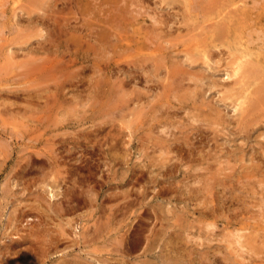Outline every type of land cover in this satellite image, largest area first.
I'll return each mask as SVG.
<instances>
[{"label": "rangeland", "instance_id": "obj_1", "mask_svg": "<svg viewBox=\"0 0 264 264\" xmlns=\"http://www.w3.org/2000/svg\"><path fill=\"white\" fill-rule=\"evenodd\" d=\"M178 1L0 0V264H264V0Z\"/></svg>", "mask_w": 264, "mask_h": 264}, {"label": "bare ground", "instance_id": "obj_2", "mask_svg": "<svg viewBox=\"0 0 264 264\" xmlns=\"http://www.w3.org/2000/svg\"><path fill=\"white\" fill-rule=\"evenodd\" d=\"M43 0H34V3L37 5V4H40V8H41V5H42V2ZM75 1V0H74ZM134 1V0H133ZM142 1V0H141ZM178 1V0H177ZM246 1V0H245ZM179 2V1H178ZM180 3V2H179ZM121 5V4H120ZM142 5V4H141ZM208 5V4H207ZM144 7V6H143ZM248 7V6H247ZM206 9V8H205ZM155 12V11H154ZM152 13V12H151ZM167 13V12H166ZM164 14V13H163ZM154 16V15H153ZM138 17V16H137ZM183 17H186V15H184ZM40 22V21H39ZM66 22V21H65ZM30 23V22H29ZM45 24V23H44ZM69 24V23H68ZM157 25V24H156ZM162 26H163V24H162ZM182 26V25H181ZM63 27V26H62ZM86 31V30H85ZM211 31V30H210ZM107 32V31H106ZM42 34H44V33H42ZM253 34V33H252ZM221 36V35H220ZM219 36V37H220ZM246 36V35H245ZM215 37V36H214ZM213 37V38H214ZM55 39V38H54ZM256 39H257V37H256ZM53 40V39H52ZM61 40V39H60ZM258 41V40H257ZM23 42V41H22ZM264 42V41H263ZM43 43V42H42ZM249 43V42H248ZM41 45V44H40ZM98 45V44H97ZM41 49V48H40ZM79 49V48H78ZM64 51V50H63ZM213 53V52H212ZM210 55V54H209ZM258 55V54H257ZM256 56V55H255ZM10 57V56H9ZM263 58H264V56H263ZM256 59V58H255ZM203 61V60H202ZM255 61V60H254ZM61 62V61H60ZM207 62H208V60H205V61H203V64H205V65H207ZM187 63V62H186ZM197 63V62H196ZM243 62H241V64H242ZM246 63V62H245ZM62 64V63H61ZM181 64V63H180ZM244 64V63H243ZM247 64H249V63H247ZM254 64V63H253ZM47 65V64H46ZM72 65V64H71ZM194 65V64H193ZM209 65V64H208ZM236 65V64H235ZM240 65V64H239ZM246 65V64H245ZM252 65V64H251ZM192 66V65H191ZM211 66V65H210ZM255 66H256V64H255ZM254 66V67H255ZM261 66H263V65H261ZM46 67V66H45ZM48 67V66H47ZM62 67V66H61ZM64 67V66H63ZM110 67V66H109ZM240 67H242V66H240ZM239 67V68H240ZM243 67H245L244 65H243ZM251 67V66H250ZM54 68H56V67H54ZM86 68H87V66H86ZM93 68V67H92ZM206 68V67H205ZM234 68V67H233ZM256 68H257V66H256ZM208 69V68H207ZM235 69V68H234ZM246 69V68H245ZM245 69H243V70H245ZM264 69V68H263ZM57 70V69H56ZM88 70V69H87ZM232 70V69H231ZM251 70V69H250ZM38 71H39V69H38ZM41 71V70H40ZM39 71V72H40ZM50 71V70H49ZM53 71V70H52ZM210 71V70H209ZM232 72H234V71H232ZM238 72V71H237ZM57 73H58V71H57ZM95 73V72H94ZM171 77H173V78H175V80H177L178 79V83L180 84V86H181V83H182V81L183 80H188V81H191V80H193V77L191 78V77H189V72H185V74L187 75V77H186V79H183V78H178V77H176V74H178V71H176L175 69H171L169 72H167ZM245 73V72H244ZM260 73H262V72H260ZM260 73H259V71L258 70H253L252 72H248V76L247 77H249L250 79H255V80H257V81H259L260 79ZM98 74V73H97ZM135 74V73H134ZM227 74V75H226ZM224 73V75H226L225 76V78H229V76H228V73ZM232 74V73H231ZM238 74V73H237ZM241 74H242V72H241ZM247 74V73H246ZM50 75V74H49ZM52 75V74H51ZM124 75H126V73L124 74ZM202 75V74H201ZM230 75V74H229ZM133 76V75H132ZM191 76V75H190ZM41 77V76H40ZM65 77H67V76H65ZM230 77H231V75H230ZM19 78V77H18ZM63 79V78H62ZM126 79V78H125ZM127 79H128V77H127ZM126 79V80H127ZM131 79V78H130ZM134 80H135V78H133ZM242 79V78H241ZM41 80V79H40ZM137 80V79H136ZM31 81V80H30ZM121 81V80H120ZM126 82V81H125ZM177 82V81H176ZM33 83V82H32ZM53 83H55V82H53ZM262 83H264L263 82V79H262ZM124 85H125V83H123ZM183 84V83H182ZM260 84V83H259ZM234 85V84H233ZM211 86V85H210ZM259 86V85H258ZM257 86V87H258ZM177 87V86H176ZM175 87V88H176ZM256 87V91H257V93L259 94L260 93V95H261V93H262V96H257V97H260V99H259V102H258V100H256L255 102H254V105H257V103H258V105L260 106V107H253V104H251L252 102H250V105L246 108L245 107V109H247L246 111H247V113H246V117H248V116H252V114H254V112H255V110H257L258 112H262V111H259L258 110V108H260L261 110H262V108L264 109V88L263 89H260V88H257ZM263 87V86H262ZM178 88V87H177ZM186 88V87H185ZM36 89V88H35ZM197 88L196 89H194V90H192L191 92H189V95L192 93V94H194L195 96L194 97H192V99H194L196 96H197V99H199L198 97H199V95H197ZM254 90H255V88H254ZM253 90V91H254ZM169 91V90H168ZM199 91V90H198ZM14 92V91H13ZM188 92V91H187ZM90 93V92H89ZM126 93V92H125ZM130 94V93H129ZM128 94V95H129ZM134 94V93H133ZM191 94V95H192ZM139 95V94H138ZM227 95V94H226ZM133 96V95H132ZM122 97V96H121ZM129 97V96H128ZM174 97H176V96H173V98ZM130 98V97H129ZM135 98V97H134ZM138 98V97H137ZM178 98V97H177ZM190 96L188 97V93H187V98H183L184 100H186L187 101V103L188 102H190ZM202 99V98H201ZM250 99V98H249ZM249 99H248V101H249ZM116 100V99H115ZM122 100H124V99H122ZM176 100V99H175ZM178 100V99H177ZM180 100H181V98H180ZM251 100V99H250ZM136 101H137V99H136ZM186 101L185 102H183V105H184V103H186ZM193 101L194 100H192V104H193ZM199 101V100H198ZM252 101V100H251ZM125 102V101H124ZM130 102V101H129ZM200 102V101H199ZM205 103L206 102H208V101H204ZM89 103V102H88ZM136 103H138V101L136 102ZM135 103V104H136ZM178 103V102H177ZM247 103H249V102H247ZM201 104L204 106V108L205 107H207L208 106V104L209 103H207L206 105L205 104H203L202 103V101H201ZM163 105V104H162ZM161 105V106H162ZM178 106H179V104H177ZM201 105V106H202ZM242 105V104H241ZM257 105V106H258ZM185 106H187V105H184V107ZM197 106V105H196ZM200 106V105H199ZM246 106V105H245ZM152 107V106H151ZM154 107V106H153ZM156 107V106H155ZM189 107V106H188ZM158 108V107H157ZM187 108V107H186ZM242 108H244V107H242ZM106 109V108H105ZM124 109H125V107H124ZM151 109V108H150ZM176 109H178V108H176ZM189 109V108H188ZM191 109V108H190ZM206 109L207 108H205V113H207L206 112ZM212 109H214L213 107H212ZM148 110H149V107H148ZM208 110V109H207ZM151 111H154V109L153 110H150V112ZM159 111V110H158ZM166 111V110H165ZM174 112H175V110H173ZM184 111V110H183ZM187 111V110H186ZM210 111V110H209ZM215 111H217V110H215ZM149 112V111H148ZM160 112V111H159ZM163 112V111H162ZM198 112V111H197ZM200 112H203V111H200ZM214 112V111H213ZM218 112V111H217ZM245 112V111H244ZM243 112V113H244ZM187 113L188 112H186L185 114L187 115ZM189 113H190V111H189ZM188 113V114H189ZM199 113V112H198ZM242 113V114H243ZM158 114V113H157ZM161 114H163V113H160V115L159 116H161ZM166 114H167V112H166ZM171 114H172V112H171ZM173 114H175V113H173ZM195 114V113H194ZM210 114V113H209ZM211 114H213V113H211ZM164 115H165V113H164ZM170 114L168 113V116H169ZM207 115V114H206ZM126 116V115H125ZM157 116V115H156ZM158 116V117H159ZM188 116V115H187ZM192 117H191V122L192 123H195L196 124V127H192V129H193V131H196L197 133H198V135L199 136H202V134H205V133H207V131L206 132H204V130L206 129H203L202 130V124H203V122H204V120L203 121H201L202 123H201V125H199L198 123H200V121L197 119V118H195L193 115H191ZM199 116V115H198ZM201 116V115H200ZM200 116H199V118H200ZM208 116V115H207ZM207 116L206 117H204V119L205 118H207ZM127 117V116H126ZM158 117H156V118H158ZM155 118V117H154ZM153 118V119H154ZM184 118H186V117H184ZM188 118H190L189 116H188ZM208 118H209V116H208ZM207 118V119H208ZM160 119H163V117L162 118H160ZM170 119V118H169ZM207 119L205 120V122H209V121H207ZM264 119V111H263V114L262 115H259V116H255V117H252L250 120H246V123L244 124V125H246V124H248V126H252V125H254V124H256V123H260L262 120ZM157 119H155V120H153V121H156ZM165 120V119H164ZM167 120H168V117H167ZM174 120V119H173ZM209 120V119H208ZM158 121V120H157ZM163 121V120H162ZM171 121V120H170ZM219 121V120H218ZM248 121V122H247ZM167 122V121H166ZM174 122V121H173ZM188 122H190V121H188ZM204 122V123H205ZM211 122V121H210ZM180 123H182V122H180ZM262 123V122H261ZM260 123V124H261ZM187 124H189V123H187ZM191 124V123H190ZM218 124V123H217ZM164 125V124H163ZM186 125V124H185ZM208 125V124H207ZM243 125V126H244ZM130 126V125H129ZM172 126V125H171ZM170 126V127H171ZM186 126H189V125H186ZM165 127H166V125H165ZM168 127V126H167ZM185 127V126H184ZM183 127V128H184ZM219 127H221V126H219ZM226 127V126H225ZM130 128V127H129ZM164 128V127H163ZM189 128H191L190 126H189ZM257 128V127H256ZM187 129V128H186ZM191 129V130H192ZM241 129H243L244 130V133H247V127L245 126V127H241ZM202 130V131H201ZM207 130V129H206ZM192 131V132H193ZM195 132V133H196ZM215 132V131H214ZM166 133H169V131H167ZM165 133V134H166ZM182 133V132H181ZM164 134V135H165ZM170 134V133H169ZM183 134H184V131H183ZM186 134V133H185ZM187 134H189V133H187ZM179 135H180V133H179ZM182 135V134H181ZM247 135V134H246ZM167 136H168V134H167ZM169 136H171V135H169ZM188 136V135H187ZM197 136V135H196ZM172 137V136H171ZM174 137V136H173ZM165 138V137H164ZM184 138V137H183ZM171 139V138H170ZM169 139V140H170ZM175 139V138H174ZM171 140H173V139H171ZM176 140V139H175ZM178 140V139H177ZM181 141H183V140H181ZM185 141V140H184ZM60 142V141H59ZM177 142V141H176ZM171 143V142H170ZM174 145V144H173ZM165 146V145H164ZM172 146V145H171ZM169 147V146H168ZM173 149V148H172ZM163 150V149H162ZM168 150V149H167ZM262 149H260V151H261ZM169 151V150H168ZM263 151V150H262ZM155 152V151H154ZM157 152V151H156ZM183 152V151H182ZM264 152V151H263ZM257 153V152H256ZM262 153V152H261ZM160 154H162L163 155V151H161V149H160ZM192 155V154H191ZM263 155V154H262ZM163 157V156H162ZM256 157V156H255ZM191 159V158H190ZM160 160V159H159ZM154 168V167H153ZM257 168H258V166H257ZM212 169V168H211ZM254 169V168H253ZM190 170V169H189ZM256 171V170H255ZM261 171V170H260ZM259 171V172H260ZM184 172V171H183ZM188 172V171H187ZM186 172V173H187ZM250 172H252V170L250 171ZM250 172H249V174H250ZM254 172V171H253ZM252 172V173H253ZM257 172L258 171H256V172H254V173H256V175H257ZM259 172H258V174H259ZM247 173V172H246ZM264 174V173H263ZM194 175H196V174H194ZM198 175V174H197ZM239 175V174H238ZM245 175V174H244ZM243 175V176H244ZM186 176V175H185ZM193 176V175H192ZM199 176V175H198ZM201 176V175H200ZM204 176V175H203ZM202 176V177H203ZM247 176V175H246ZM251 176H253V177H255V175H250V177ZM258 176V175H257ZM187 177V176H186ZM196 177V176H195ZM205 177V176H204ZM203 177V178H204ZM227 177V176H226ZM192 178V177H191ZM197 178V177H196ZM230 177H227V179H229ZM245 178V177H244ZM244 178H242V179H244ZM211 179H213L212 177H211ZM216 179H218V178H215V180ZM232 179V178H231ZM248 179V178H247ZM219 180V179H218ZM217 180V181H218ZM261 180H263V178L261 179ZM199 181V180H198ZM202 181V180H201ZM244 181V180H243ZM200 182V181H199ZM215 182V181H214ZM237 182V181H236ZM258 182V181H257ZM262 182V181H261ZM197 183V182H196ZM204 183V182H203ZM206 183V182H205ZM209 183V182H208ZM241 183V182H240ZM194 184V183H193ZM199 184V183H198ZM207 184V183H206ZM214 184H218V183H214ZM258 184V183H257ZM261 184V183H260ZM259 184V185H260ZM264 184V183H263ZM208 185V184H207ZM212 185V184H211ZM248 185V184H247ZM251 185H253V183L251 184ZM214 186V185H213ZM243 186H245V185H243ZM209 187H210V185H209ZM212 187V186H211ZM211 187H210V190H211ZM249 187V186H248ZM247 187V188H248ZM252 187V186H251ZM264 187V186H263ZM259 188H260V186H259ZM229 189V188H228ZM252 189V188H251ZM257 189V188H256ZM192 190V189H191ZM214 190V189H213ZM248 190V189H247ZM254 190V189H253ZM202 191V190H201ZM200 191V192H201ZM251 191V190H250ZM259 191V190H258ZM253 192V191H252ZM263 192H264V188H263ZM160 193L161 192H158L157 193V196H160ZM250 193V192H249ZM257 193V192H256ZM191 194V193H190ZM212 194V193H211ZM260 194V193H259ZM213 196H214V194H212ZM245 195V194H244ZM257 195H258V193H257ZM246 196V195H245ZM244 196V197H245ZM255 197H256V195H254ZM263 196V195H262ZM221 199V198H220ZM240 199H242V197L240 198ZM248 199H249V197H248ZM262 199V198H261ZM264 199V198H263ZM184 200V199H183ZM253 200H254V198H253ZM259 200H260V198H259ZM241 201V200H240ZM244 201V200H243ZM248 201V200H247ZM249 201H250V199H249ZM255 201V200H254ZM242 202V201H241ZM264 202V201H263ZM257 203V202H256ZM242 204V203H241ZM254 204V203H253ZM256 205V204H255ZM254 207V206H253ZM256 207V206H255ZM258 208L259 207H261V208H263L262 207V205H260V206H257ZM247 208V207H246ZM211 209V208H210ZM243 209V208H242ZM264 209V208H263ZM206 211V210H205ZM210 211V210H209ZM208 211V212H209ZM244 211V210H243ZM263 211V210H262ZM211 212V211H210ZM213 212V211H212ZM214 212H216V211H214ZM245 212H246V210H245ZM244 212V213H245ZM248 213V212H247ZM202 217H204V219L205 218H208V219H216L217 217H214V216H212V214H208V213H205L204 211H202V212H200L199 213ZM219 214V213H218ZM260 216L262 217V214H260ZM238 217V216H237ZM235 218V217H234ZM250 218H252V217H250ZM249 218V219H250ZM254 218V217H253ZM256 219V218H255ZM239 220V219H238ZM244 221V220H243ZM246 221V220H245ZM248 221V220H247ZM257 221V220H256ZM241 222V221H240ZM239 222V223H240ZM250 222V221H249ZM234 224V223H233ZM253 224V223H252ZM206 226V225H205ZM215 227V226H214ZM252 227V226H251ZM251 227H249V228H251ZM257 227V226H256ZM255 227V228H256ZM259 227H260V225H259ZM262 227V226H261ZM207 229H210V228H212V225H208L207 227H206ZM245 228V227H244ZM205 229V228H204ZM254 229V228H253ZM257 229V228H256ZM206 230V229H205ZM207 231V230H206ZM208 232V231H207ZM210 232V231H209ZM208 232V233H209ZM262 232V231H261ZM204 233V232H203ZM240 233H242V232H240ZM256 233H258V232H256ZM206 234V233H205ZM236 234H238L239 235V233H236ZM244 234H245V232H244ZM259 234V233H258ZM261 234V233H260ZM252 235V234H251ZM218 236V235H217ZM240 236V235H239ZM245 236V235H244ZM244 236H242L243 238H244ZM247 236V235H246ZM248 236H250V235H248ZM264 236V235H263ZM189 237V236H188ZM209 237V236H208ZM207 236H205V238H203V240H205V241H209L210 242V239L208 238ZM221 237V236H220ZM252 237H253V235H252ZM252 237H250V238H252ZM256 237V236H255ZM191 238V237H190ZM222 238V237H221ZM224 238H226L225 236H224ZM240 238H241V236H240ZM240 238H238L239 239V241L241 240L242 241V238L240 239ZM245 238H248V237H245ZM254 238V237H253ZM258 239H259V237H257ZM169 239V238H168ZM209 239V240H208ZM212 240V239H211ZM226 240H227V238H226ZM251 240H253V239H251ZM228 241V240H227ZM236 241V240H235ZM238 241V240H237ZM256 241H258V240H256ZM255 241V242H256ZM253 243H254V241H253ZM208 244V243H207ZM227 244H229V243H227ZM236 245H237V242L235 243ZM238 244L240 245V247H242L243 248V244L242 243H240V242H238ZM248 244V243H247ZM249 244H250V242H249ZM206 245V244H205ZM204 245V246H205ZM230 245H234V241H231L230 242ZM180 246V245H179ZM254 246H256V245H254ZM261 246V245H260ZM179 248V247H178ZM209 248V247H208ZM259 248V247H258ZM180 249V248H179ZM182 249H185V248H182ZM229 249H230V247H229ZM239 249V248H238ZM238 249L236 250V248L235 247H233L232 246V252H234L238 257H241V253H239V251H238ZM185 250H187V249H185ZM209 250V249H208ZM7 251V250H6ZM173 251V253H174V255L177 257L176 259H174L173 261H171V259H170V264H183L184 262V264H201L202 263V260H200V259H195V258H193V257H195V256H193V252H188V250H187V252H185V253H183V252H181V251H179V250H176V249H174V250H172ZM193 251V250H192ZM215 251V250H214ZM243 251V250H242ZM249 251V250H248ZM202 252V251H201ZM168 253V252H167ZM171 253V252H170ZM247 253V252H246ZM249 253V252H248ZM250 253H252V252H250ZM249 253V254H250ZM253 254V253H252ZM168 255V254H167ZM166 255V256H167ZM207 253H206V257H207ZM211 255V254H210ZM170 256V255H169ZM200 257V256H199ZM202 257V256H201ZM243 257V256H242ZM166 258H168V257H166ZM170 258V257H169ZM212 259H213V257H212ZM241 259H243V258H241ZM167 260V259H166ZM249 260V259H248ZM179 261H181V263H179ZM182 261H184V262H182ZM249 263V262H248ZM148 264V263H147ZM162 264H164V263H162ZM168 264V263H167Z\"/></svg>", "mask_w": 264, "mask_h": 264}]
</instances>
